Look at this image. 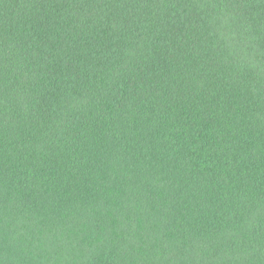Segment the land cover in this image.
<instances>
[{
	"label": "trees",
	"instance_id": "obj_1",
	"mask_svg": "<svg viewBox=\"0 0 264 264\" xmlns=\"http://www.w3.org/2000/svg\"><path fill=\"white\" fill-rule=\"evenodd\" d=\"M0 264H264V0H0Z\"/></svg>",
	"mask_w": 264,
	"mask_h": 264
}]
</instances>
